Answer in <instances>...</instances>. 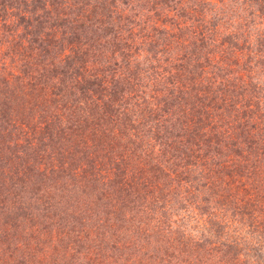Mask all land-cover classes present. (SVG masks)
<instances>
[{
  "label": "trees",
  "instance_id": "obj_1",
  "mask_svg": "<svg viewBox=\"0 0 264 264\" xmlns=\"http://www.w3.org/2000/svg\"><path fill=\"white\" fill-rule=\"evenodd\" d=\"M231 1L0 0V264H264V0Z\"/></svg>",
  "mask_w": 264,
  "mask_h": 264
},
{
  "label": "rangeland",
  "instance_id": "obj_2",
  "mask_svg": "<svg viewBox=\"0 0 264 264\" xmlns=\"http://www.w3.org/2000/svg\"><path fill=\"white\" fill-rule=\"evenodd\" d=\"M231 5H232V1L231 0H226V5L225 7L228 8V9H232L231 8ZM239 4H235V6L233 8H235L236 6H238ZM252 16H256V17H259L258 14L256 13H252L251 14ZM264 30V22H260L258 23L257 25L253 26V29H252V32H255L253 30ZM189 32V31H188ZM187 32V34H188ZM255 33H258V32H255ZM191 43L190 41L189 42H186L184 43V47L185 48H188V50H191ZM229 64H230V61H229ZM259 79L261 80H258L261 84H263L264 82V78L262 75H260ZM139 84L138 85H150L152 87V80H151V76L150 74L147 76L145 75V73L142 74V76L140 77L139 79ZM4 85H1V87H3ZM151 90H149L150 92ZM152 93V91H151ZM149 93V94H151ZM178 198V197H177ZM179 206V204L177 205ZM170 212V211H169ZM180 209L177 208V207H174L173 209H171V212L169 214L170 216V219H171V222L174 224V225H179L180 227L183 228V231H185L186 233L187 232H191L196 234L198 233V229H203L204 228V225L200 222H198V219H195L194 216H195V211L192 210V209H189V210H186L184 211L181 215H180Z\"/></svg>",
  "mask_w": 264,
  "mask_h": 264
}]
</instances>
